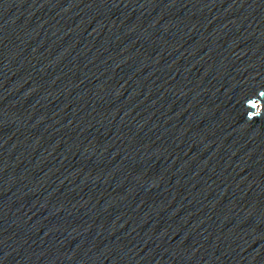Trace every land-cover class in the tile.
<instances>
[{"label": "water", "instance_id": "1", "mask_svg": "<svg viewBox=\"0 0 264 264\" xmlns=\"http://www.w3.org/2000/svg\"><path fill=\"white\" fill-rule=\"evenodd\" d=\"M0 264H264V0H0Z\"/></svg>", "mask_w": 264, "mask_h": 264}, {"label": "clouds", "instance_id": "2", "mask_svg": "<svg viewBox=\"0 0 264 264\" xmlns=\"http://www.w3.org/2000/svg\"><path fill=\"white\" fill-rule=\"evenodd\" d=\"M261 92V91H260ZM260 94V93H259ZM262 115H257L255 118H259V117H261ZM248 119H252V117H250L249 116V114H248V117H247Z\"/></svg>", "mask_w": 264, "mask_h": 264}]
</instances>
